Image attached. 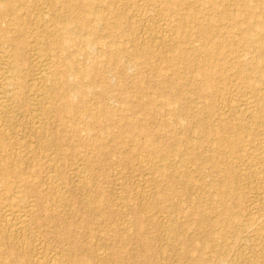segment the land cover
<instances>
[{
    "label": "rangeland",
    "instance_id": "obj_1",
    "mask_svg": "<svg viewBox=\"0 0 264 264\" xmlns=\"http://www.w3.org/2000/svg\"><path fill=\"white\" fill-rule=\"evenodd\" d=\"M18 1H20L22 6H26V4L29 6V9H23L24 12H19L21 15L25 14L24 17L26 16L25 18H27L28 21L24 19L27 23L22 25L26 27L28 24V26L23 29L24 31H21V35L19 33L17 34L16 31L13 32L14 28H12V26H9V28L12 36L14 35L16 38L17 36L18 38H22L25 41V45L27 44V57L22 64L23 66H21V77L24 79H22V84H24L23 89H25L27 96L23 97V102H20V104L11 103L9 111L6 112L8 115L5 113L0 114V129L2 127L4 131L7 130L5 134L8 141L10 142L11 140L12 142V144L5 145L0 139V170L6 168L4 164L7 162L12 163L9 158L13 157L16 153L20 154L19 156H21L22 162L17 166V169L19 172L20 169L23 171L25 170L24 172L21 170L20 176L25 177L30 182V187L28 188L32 194H24L25 192H22V195L18 194V198H15L13 196L15 194L14 192L12 194L11 191L2 192L5 191V186L0 185V252L4 254L6 258L5 261L0 262V264H39L38 258H43L44 263L47 264H56L57 261L55 260L58 259L64 260L67 264H71L76 257L80 258V254L82 253L81 259L84 264H119V262L121 264H183L184 261H189V263L192 261L191 253H188L186 256H181L184 249L188 247L185 245L188 240L192 241L191 243L195 244L194 246L203 248L201 255L204 261L200 264H215L216 260L214 258L220 253H222L225 258V264H264V168L263 164L261 162L259 163L260 158H264V84L258 83V79L260 78L259 75L252 73L249 74V76H252L251 79L254 80L253 83L255 84L254 88H249L247 81L240 78L243 77V75L239 77L236 73V69H242L245 66V68H250L252 64L257 62L260 56L256 46L248 47L241 39V33L245 27L254 29V27L251 26L252 24L246 22L241 28H231L233 25H231L232 23L230 21L220 20L216 17L214 23L219 37L220 35L224 36L223 38L227 35L232 38L234 37L233 39L236 44L235 49L237 50L235 54H230L226 51L222 57L215 58V46L209 47L207 54L201 50V46L205 43V40H203V38L201 39L202 31L200 28H197V30L194 29L193 31V37L196 39L193 37L185 39L183 35H178L177 30L180 28V24L176 22L175 17L167 18L165 16L166 7L162 1L124 0L123 3H120L115 0H107L103 2V6H111L112 10L117 8L114 11H116V13H123L126 18L123 19L124 23L120 29L110 33L105 26H108V21H112L113 15L107 13L108 16L106 20L97 27L95 35L101 42L110 43L109 47L111 50H116L118 48L125 50L126 57L124 56L125 61L122 62L124 66L121 62L109 63L107 61V56H102V54L97 53L96 51L100 50V48H97L99 45L95 46V49H97L96 51L92 50L90 54L82 57L81 65L85 69V72L89 74L83 79L81 77L75 78L74 82H78L79 80L88 82L94 79L95 82L98 83L94 88L96 92L92 89L91 93H86L88 95L87 97L86 94H83V96L82 94L72 96L69 105L72 107L78 106V102L84 99L86 102L85 106H87L86 109L90 111H78L77 109L74 111L70 109L72 112H65V120L76 119L74 121L78 124L74 130L70 128L68 124L66 125V123H64V125L60 124L56 116L51 114V117L49 116V124L44 126H48V137L56 140L57 144L48 146V148L44 149L42 148V142H45L44 139L47 138V135L41 134L40 127L45 121V106L41 105L40 91H38V89L41 85L42 74L54 68L53 60L51 62V58L49 60L48 55H52L51 52L53 53L55 49L46 47L48 49L46 50L44 48L46 45H43V49L39 51L33 45V39H41L40 42H44L42 39L46 37L43 33L44 27L41 28L42 24L38 23L37 19H35L34 12L37 11L32 8L38 10V13L43 10L41 13L48 14V10L46 11L45 9L47 7H43L38 0ZM218 1L222 2L220 4H223V7L228 11L237 12L240 10L239 8L237 9V6L232 0ZM225 1L227 3H225ZM253 1V4L257 2V0ZM263 1L264 0H259L256 4V8L260 7L264 3ZM30 4L32 6H30ZM206 6L208 5H202L204 15L199 14V18H202V20L206 19V16L214 14L211 7L208 6L206 8ZM25 11H28L27 13L29 14ZM222 11L225 10H218V15H220ZM184 12L190 15L195 14L194 11L187 10L181 13L183 14ZM263 12L264 10L257 8V13L261 17H259L260 20H262V16H264ZM239 18L241 21L247 20L246 15L241 12ZM185 31L186 28H183L182 33ZM32 32H34V34ZM25 33L27 35H24ZM133 35L136 41L132 40ZM156 39L158 41H156ZM174 42L181 43L183 52H189L190 55L189 53L187 54L188 56L177 54L181 52L176 53L175 50L172 49L173 44H175ZM138 45H140V47ZM73 49L76 50L75 47H71V50ZM139 50L143 51L144 54H138ZM149 51L158 54V57H153V60L150 62L149 59H146L145 55ZM0 53L1 58L4 60V62L2 59V61L0 60V71L5 72L9 67L8 65L11 64L9 63L11 58L8 57L10 53L1 50ZM4 55L7 56L4 57ZM6 57H8L6 60L8 61L10 58V61L7 62L5 60ZM219 58L225 62L223 68L229 66L227 67L228 72L224 75L227 86L223 84V80L219 81L221 78L220 76H217L218 78L215 77V86L217 89L220 87L219 89L223 91L222 97V91L218 93V90L215 89L212 95V93L206 89V82L202 74L200 75L197 71L199 69L198 67L203 68V71L216 68L215 62L220 60ZM243 58L246 59V62ZM233 62L240 63V67L238 68ZM108 64L111 68L108 67ZM118 64L122 66H118ZM235 66L236 68H234ZM105 68H107L106 71ZM111 70L117 73L114 75ZM38 72L41 74L39 73V75H37ZM94 72H96V74L98 73L97 76H95L96 74H94ZM100 72L102 74H100ZM121 72L125 73L123 74ZM110 73L113 74V76ZM106 74L113 77L114 80L108 76L110 81L112 80V83H110L113 84L114 82L113 85H116H111L112 92L108 97L105 96L106 94L100 92L103 87L102 84L104 79L107 76ZM133 74L137 75H134V77ZM139 77L141 78L140 82ZM162 77H164V80ZM176 77L180 78L178 83L179 86L173 83V89L169 86V84H171L169 81H173L172 79ZM131 79L135 81V84ZM117 80L119 81L117 82ZM100 81H102V83H100ZM136 81L140 86L137 89L135 87L137 84ZM158 81L161 84L163 83L162 87L160 83H157ZM151 83L152 86H154L153 89L155 88L154 90L151 89ZM164 83L166 85H164ZM123 84L125 86H123ZM133 84L134 87H131ZM156 84H158L159 87L156 86ZM128 86L130 88L126 89ZM164 86L165 88L167 86V88L165 89ZM224 86L226 87L225 89H223ZM149 88L151 90H149ZM172 91L174 92L173 98H177V101L172 105H168L166 104V93L172 94ZM258 91L259 93H257ZM89 94L91 95L89 96ZM139 95L141 96L139 97ZM134 97L136 98L134 99ZM103 99H105L107 106L112 111L114 110V115H107V112L101 104V100ZM141 100L145 102L144 104L142 101L145 106H147L149 102L154 101V108L149 110L145 109L148 107L144 106L140 108V106H142V104L140 105ZM146 101L149 102L147 103ZM203 101L204 103H202ZM231 101L235 102H233V104H235L236 111L229 107V104H232ZM47 107L48 105L46 108ZM198 107L201 108L199 109ZM12 112H14V114ZM126 118L142 126L145 133L139 137L137 132L133 134L132 132H125L122 129L111 130L112 124H120L122 121H125ZM201 118L207 120L202 122ZM222 118L224 120H222ZM9 119L10 121H8ZM254 119L258 122L255 123ZM162 120H171V122L167 124ZM157 121L161 122L157 123ZM221 121H226L233 126L231 133L225 134V137L236 144L235 152H237V154L235 156L231 155L227 160L223 156H229V150H219L220 144H223V142L225 143V141L210 139L209 136L203 133V126L205 127L206 124H212L218 127L221 126L219 125ZM88 126L92 127L91 131L87 130ZM84 131L87 134L84 133ZM172 132H176L179 137L171 138ZM146 137L150 139L147 146L141 145V147H137L131 142L133 138L137 140L139 138V141H145ZM201 137L204 141L201 143V147L198 150L195 145H198V141ZM151 144L155 145L157 151L156 149L153 151ZM165 147L172 150L178 148L180 151L191 149L188 155L185 156L192 161V163L188 165L189 168L188 166L183 167L182 157L180 158L179 156L178 159V156H170L166 153L164 151ZM197 151V154L202 153L206 155V157H210L211 160H203V162L193 161ZM214 159L223 160V164L220 165L219 171L213 167ZM179 160L181 161L179 162ZM142 161L144 162L142 163ZM146 161H153V163H147ZM176 161L178 162L176 163ZM163 162L165 166L161 165ZM169 162L173 165H182L181 171L176 174L178 178L173 176L170 170L165 174V178L163 175L164 173L162 174L163 176H161L158 168L168 167L171 165ZM145 164L147 166H145ZM10 166L15 165L10 164ZM153 166L157 170L154 169ZM198 166L205 170V174L207 173L206 176L196 171ZM186 167L188 169L187 172L193 175V180L195 179V181H193L195 185L192 184L190 188H186L185 184L182 183L184 181L183 177L182 181L181 178L179 180L181 176L179 174L185 173ZM229 167L233 169L234 174H229ZM29 172H33V175L29 174ZM169 173L172 176H169ZM15 175L16 174H13L12 178L16 177ZM149 176H151V178ZM153 177L155 179L151 180ZM173 178L175 179L173 180ZM230 178L234 180L233 184H231V188L238 190L240 194V203L234 197H226L224 199L225 201L221 202L219 199V191L221 188H219V191H216L209 187L212 182L218 183L220 187L225 181L231 180ZM217 180H219V182H217ZM84 182H87L88 186L84 185ZM159 182L163 185H160ZM156 185H158V187ZM34 186L38 187L37 191ZM161 188L168 191V196L161 197L159 195L158 191H161ZM172 188L175 189L174 192ZM42 190L44 191L42 192ZM178 191L180 192L178 193ZM213 191L214 193L212 194ZM181 192L182 197L179 196ZM185 193L188 194L185 195ZM59 194L61 195L59 196ZM23 195H25V198ZM200 197L202 198L200 199ZM216 200H218V202ZM38 201L40 202L38 203ZM216 202L219 205L216 204ZM222 203L230 208L232 213H240L241 223H235L239 222V220H236L231 224V217L227 218L225 223H223L224 229L217 227L216 229L212 228L213 237L220 236L225 238V242L229 245L226 251L220 250V252H218L210 247L207 249L204 248L207 239L203 234L205 230L208 233L212 231L210 224L219 219L216 212L221 209ZM203 204L205 206H203ZM27 205H31V211L27 210L28 207H24ZM91 205L92 208L90 209L89 207H91ZM146 208H153L154 213L146 211V215H154L156 217V224L145 218L142 227L139 228L135 224L136 213L140 210H146ZM211 208H216L217 210L213 212ZM201 211H204L202 215H204L203 218L207 221L205 229H202L203 226L199 224L202 218L199 213ZM6 212L12 214L10 218H13L15 222L22 221L20 219L25 218L24 221L27 226L23 233L15 234L16 231H11L7 222ZM17 212L19 213L16 214ZM36 212H38V214ZM249 214L255 216V219L258 221L257 226L253 228L243 226L245 223V216ZM22 215H24V217H22ZM32 215L37 223L32 221ZM43 226L47 227L44 228ZM172 226H174V230L171 233L170 227ZM7 233L11 234L8 235ZM183 239L187 240V242L184 243ZM64 245H66V251L65 248H62ZM35 246L36 248H34ZM74 247H76V251H74ZM81 247L83 249L85 247L86 249L83 250ZM70 250L72 251L70 252ZM65 252L68 253L67 257ZM76 253L77 255H75ZM54 257L57 258H55L52 263L51 261Z\"/></svg>",
    "mask_w": 264,
    "mask_h": 264
},
{
    "label": "bare ground",
    "instance_id": "obj_2",
    "mask_svg": "<svg viewBox=\"0 0 264 264\" xmlns=\"http://www.w3.org/2000/svg\"><path fill=\"white\" fill-rule=\"evenodd\" d=\"M107 0H38V2L44 7L46 6L47 8L46 11L48 10V14H45V13H41L39 12L38 13V10L32 8L33 10L37 11V12H34V16H35V19H37L38 23L42 24L41 28L44 27L43 29V33L45 35V39L43 38L42 40H44V42H40L39 39H33V45L36 49H38L39 51H41V49H43V45H46L44 48L46 50H48L47 48L49 49H55L53 50V53L51 52L52 55H48L49 57V60L51 58V62L53 60V65H54V68L51 70V71H47V72H44L41 76V85L40 84H37V85H40L39 86V89L38 91H40V100H41V105L42 106H45V109H44V115H45V121L43 122V124L41 125V134L42 135H47V138L44 139L45 142H42V148L46 149L48 148V146H54L57 144V141L56 140H53L51 138L48 137V126H44V125H48L49 124V121H50V115L51 114H54V116H56V118L58 119V121L60 122V124L64 125V123H66V125L68 124V126L70 128H72L73 130L76 129V119L74 120H69V119H66L65 120V112H72L70 111V109H73L74 111L77 109L78 111H86L88 109H86L87 106L86 105V102L84 101V99H81L78 103L79 105L78 106H75V107H72L71 105H69V102L71 100V97L72 96H76V95H79V94H88V93H91V90L94 89L96 87V85L98 84L97 82H95L94 79H92V81H88V82H83V81H78V82H74L75 78H85L88 76L89 73H86L85 72V69L82 67L81 65V60H82V57L87 55V54H90L92 50L96 51L97 49H95L97 45H99V47L97 48H100V50L96 51L97 53H100L102 54V56H107V61L110 63H120L122 64V62L125 61V50L124 49H121V48H118L116 50H111L110 49V43L108 42H101V40H99V38L96 37L95 35V31L97 29V27L100 25V24H103L104 20H106V17L108 16V14H112L113 17H112V21H108V26H105L107 27V31L108 32H112V31H115V30H118L121 28V26H123V19L126 18L125 15H123V13L121 12H118L116 13V11L112 10L111 9V6H103L102 3L105 2ZM109 1V0H108ZM115 1H118V2H122L124 0H115ZM160 2L162 1V3L164 4V6L166 7V13H165V16L167 18H170V17H175L176 18V22L180 24V28L177 30L178 32V35H183L185 39H190L191 37H193V31L194 29L197 30V28H200L201 31H202V35H201V39L203 38V40H205V43H203V45L201 46V50L207 54V51H208V48L211 47V46H215V58L216 57H222L226 51L227 53H230V54H235L236 50L235 49V42H234V37L232 38L231 36L227 35L225 38H223L224 36H221L219 37V34L216 30V25L214 23V21L216 20V17L219 18L220 20H224V21H230L233 25L231 28H238L241 26H243L244 23L246 22H249L250 24H252L251 26L254 27L253 28H244L242 30V33H241V39L244 41V43L246 44V46L248 47H251V46H256L260 56L257 60L256 63L252 64V66L250 68H239V64L238 62H233L234 65H236L239 69H236V73L239 75H243V77H240V78H243L245 81H247L248 85H249V88H254V84L253 81L251 79L252 76H249V74H252V73H256L259 75V81L258 83H262L264 84V16H261L263 17L262 20L259 19V14L257 13V8H261L262 10H264V3L260 6V7H257L256 8V4L257 2H259V0H257V2L255 4H253V0H232L234 2V4L237 6V9L239 8L240 10H238L237 12H231V11H228L227 9H225L223 7V4H220L222 2H219L218 0H159ZM256 1V0H255ZM27 2V1H26ZM35 2V1H34ZM33 2V3H34ZM264 2V1H263ZM225 3H227L225 1ZM113 4V3H112ZM208 5L211 7L212 11L214 12V14L210 15V16H206V19L202 20V18H199V14H203V8H202V5ZM34 5V4H33ZM30 6H32L30 4ZM39 6V5H38ZM41 6V7H42ZM206 6V8L208 7ZM231 6V5H230ZM24 8H27L29 9V6L28 4H26V6H22V4L20 3V1L18 0H0V50L1 51H6L8 53H10V55L8 57L11 58V61L8 59V61H10L8 66V71L5 70V72H2L0 71V114L2 113H5L7 111H9V108L11 107L10 104L11 103H18L20 104V102H23V97L27 96V94L25 93V89H23V85L22 84V79L23 77H21L22 73H21V66H23L22 64L24 63L26 57H27V53H26V47H27V44L25 45V41L22 39V38H16V36L14 37V35L12 36L11 35V32H10V28L9 26L12 28H14V31L13 32H17V34L19 33L21 35V31H24L23 29L26 28L24 27L23 25L25 23H27V18L24 17V15H21V13L19 12H24ZM114 8V7H113ZM132 8V7H131ZM139 8V6H138ZM158 8V6H157ZM220 9H223L225 11H222L220 15H218V10ZM159 10V9H158ZM184 10H187V11H194L195 14L193 15H190L186 12H184L183 14L181 12H183ZM208 10V9H207ZM30 11V10H29ZM45 11V12H46ZM141 11V9H140ZM143 11V10H142ZM205 11V10H204ZM26 13L28 11H25ZM135 12V11H134ZM240 12L241 13H244L246 15V18L247 20H243L241 21V19L239 18V15H240ZM146 13V12H145ZM264 13V12H263ZM29 14V13H27ZM26 14V15H27ZM136 14V13H135ZM156 16V15H155ZM28 17V16H27ZM142 17V16H141ZM155 18V17H153ZM261 18V17H260ZM27 22H25V20ZM146 21V20H145ZM219 22V21H218ZM172 23V22H171ZM23 24V25H22ZM173 24V23H172ZM125 25V24H124ZM146 25V24H145ZM165 25V24H163ZM23 26V27H22ZM174 26V24H173ZM104 27V28H105ZM223 27V26H222ZM140 28V27H139ZM183 28H186V31L184 33H182V29ZM224 28V27H223ZM226 28V27H225ZM39 29V28H37ZM163 29H164V26H163ZM103 30V29H102ZM170 30V29H169ZM195 30V31H196ZM229 30V29H228ZM27 31H28V28H27ZM26 31V32H27ZM38 31V30H37ZM40 31V30H39ZM230 31V30H229ZM234 31V30H232ZM118 32V31H117ZM160 32V31H159ZM166 32V31H165ZM171 32V31H170ZM197 32V31H196ZM34 34V32H32ZM32 33H30L31 35H33ZM123 33V32H122ZM174 33V32H173ZM14 34V33H13ZM16 34V35H17ZM132 34V33H131ZM158 34V33H157ZM24 35H27L26 33ZM23 35V36H24ZM130 35V33H129ZM172 35V34H171ZM177 35V36H178ZM176 36V37H177ZM26 37V36H25ZM169 37V36H168ZM197 37V36H196ZM27 38V37H26ZM40 38V36H39ZM195 38V37H193ZM223 38V39H222ZM112 39V38H111ZM196 39V38H195ZM195 39H192V40H195ZM222 39V40H221ZM46 40V41H45ZM132 40L133 41H136L134 35L132 36ZM153 40V39H152ZM168 40V39H167ZM176 40V39H175ZM27 41V40H26ZM156 41H158L156 39ZM190 41V40H189ZM31 42V41H30ZM47 42V43H46ZM163 42V41H162ZM164 43V42H163ZM175 43V42H174ZM143 44V43H142ZM151 44V43H150ZM29 46V45H28ZM31 46V44H30ZM115 46V45H114ZM140 47V45H138ZM169 46V45H168ZM42 47V48H41ZM47 47V48H46ZM71 47H75V49L71 50ZM152 47V46H151ZM167 48V47H166ZM169 48V47H168ZM44 49V50H45ZM171 49V48H170ZM172 49L175 50V52H181V53H177V54H183L184 56H188L187 54L189 52H183L182 48H181V43H175L173 44V47ZM197 49V48H196ZM32 50V49H31ZM37 50V51H38ZM195 50V49H194ZM36 51V50H34ZM38 51V52H39ZM191 51V50H190ZM199 51V50H198ZM31 52V51H30ZM160 52V51H159ZM1 54V53H0ZM31 54V53H30ZM138 54H144L143 51H138ZM8 55V54H7ZM7 55H4L7 56ZM47 55V54H45ZM146 55V59H149V62L151 60H153V57H158L157 53H151V51H149ZM190 55V53H189ZM202 55V54H201ZM214 55V54H213ZM229 55V54H228ZM240 55V54H239ZM40 56V55H39ZM125 56V57H124ZM6 57L5 60L8 58ZM29 57V55H28ZM37 57V56H35ZM41 57V56H40ZM97 57V56H96ZM231 57V56H230ZM229 57V58H230ZM235 57V56H234ZM94 58V57H93ZM101 58V57H100ZM1 55H0V60H1ZM36 59V58H35ZM38 59V58H37ZM95 59V58H94ZM178 59V57H177ZM220 59V58H219ZM244 59V58H243ZM3 60V59H2ZM1 60V61H2ZM32 60V59H31ZM39 60V59H38ZM41 60V59H40ZM171 60V59H170ZM228 60V59H227ZM230 60V59H229ZM245 62H246V59H244ZM0 61V62H1ZM7 61V60H6ZM7 61V62H8ZM42 61V60H41ZM216 61V60H215ZM4 62V60H3ZM5 62V63H7ZM34 62V61H33ZM86 62V61H84ZM83 62V63H84ZM177 62V60H176ZM179 62V61H178ZM181 62V61H180ZM241 62V60H240ZM244 62V63H245ZM44 63V62H43ZM50 63V62H49ZM82 63V64H83ZM89 63V62H88ZM3 64V63H2ZM35 64V63H34ZM46 64V63H45ZM60 64H61V67H60ZM124 64V63H123ZM122 64V65H123ZM128 64V62H127ZM131 64V63H130ZM216 64V68L214 69H210V70H206V71H203V68H200L198 67L199 69L197 70L198 73L202 76H203V79L205 80L206 82V89L208 91H210L213 95L214 93V90H218L217 92L219 93L220 91H222L221 89H217V87L215 86V77L217 76H220L221 78L219 79V81H222L223 84L225 86H227V81H225V74L228 72V68L229 66H227L226 68H223V66L225 65V62H223V60H217L215 62ZM43 65V64H41ZM87 65V64H85ZM122 65H119L118 66H122ZM181 65V64H180ZM251 65V64H250ZM2 66H5V65H2ZM89 66V64H88ZM96 66V65H95ZM124 66V65H123ZM127 66V65H125ZM130 66V65H129ZM177 66V65H176ZM203 66V65H202ZM201 66V67H202ZM221 66V67H220ZM236 66L234 68H236ZM39 67V66H38ZM44 67V66H43ZM52 67V65H51ZM87 67V66H85ZM97 67V66H96ZM108 67H110V65L108 64ZM134 67V66H133ZM181 67V66H179ZM46 68V67H45ZM50 68V67H49ZM103 68V67H102ZM111 68V67H110ZM122 68V67H121ZM124 68V67H123ZM137 68V67H136ZM182 68V67H181ZM233 68V67H232ZM36 69V68H35ZM44 69V68H43ZM107 68H105V71H106ZM128 69V68H127ZM135 69V68H133ZM2 70V69H1ZM101 70V69H100ZM113 70V69H112ZM111 70V71H112ZM181 70V69H180ZM23 71V70H22ZM25 71V70H24ZM110 71V70H109ZM122 71V69H121ZM124 71V70H123ZM182 71V70H181ZM179 71V72H181ZM249 71V72H247ZM98 72V71H97ZM113 72V71H112ZM119 72V71H118ZM247 72V73H246ZM40 72L37 73V75H39ZM106 73V72H104ZM114 73V72H113ZM117 72L114 73V75L116 74ZM121 73H125V72H121ZM163 73V72H162ZM182 73V72H181ZM234 73V72H233ZM235 73V74H236ZM35 74V73H34ZM41 74V73H40ZM94 74H96V72H94ZM98 74V73H97ZM97 74L95 76H97ZM100 74H102L100 72ZM111 74V73H110ZM105 75V74H104ZM107 76L105 77L104 79V82L102 84V90L100 91L101 93H104L106 94L105 96H110L111 95V92H112V86L114 84H111L112 83V80L113 79V74H111L112 76L110 77L109 74H106ZM127 75V74H126ZM125 75V76H126ZM134 75H137V74H133ZM40 76H37V77H40ZM108 76L110 78H112V80L110 81V78H108ZM139 76V75H138ZM36 77V78H37ZM118 77V76H117ZM135 77V76H134ZM163 80H164V77H162ZM218 78V77H217ZM27 79V78H26ZM38 79V78H37ZM100 79H103V78H100ZM140 77H139V82H140ZM143 79V78H142ZM166 79V78H165ZM175 79V80H174ZM179 79L178 77L176 78H173L172 80L173 81H169L171 82V84H169V86H171L173 88V83H175L177 86H179ZM24 80V79H23ZM40 80V79H39ZM127 80V78H126ZM124 80V81H126ZM133 80V79H131ZM136 80V79H135ZM161 80V78H160ZM35 81V80H34ZM98 81V79H97ZM119 80H117L118 82ZM134 81V80H133ZM143 81V80H141ZM162 81V80H161ZM167 81V80H166ZM175 81V82H174ZM243 81V82H245ZM111 82V83H110ZM123 82V81H122ZM145 82V81H143ZM149 82V81H148ZM147 82V83H148ZM100 83H102V81H100ZM127 83V82H126ZM136 89L139 86V83L136 81ZM150 83V82H149ZM152 83L154 84V82L152 81ZM152 83L150 84V86H152ZM157 83H160L159 81ZM246 83V82H245ZM125 84V83H124ZM123 84V86H125ZM134 84H135V81H134ZM134 84L133 86L131 87H134ZM161 84V83H160ZM159 84V85H160ZM163 84V83H162ZM162 84H161V87H162ZM174 84V85H175ZM149 85V84H148ZM164 85H166L164 83ZM113 86H116V85H113ZM127 86V85H126ZM156 86H158V84H156ZM223 87V89H225L226 87ZM27 87V86H26ZM154 86L151 87V89H153ZM159 87V86H158ZM127 88H130L129 86L126 87ZM165 88V86H164ZM163 88V89H164ZM167 88V86H166ZM165 88V89H166ZM169 88V87H168ZM222 88V87H221ZM100 89V88H99ZM149 88V90H151ZM155 89V88H154ZM153 89V90H154ZM157 89V87H156ZM161 89V88H160ZM159 89V90H160ZM174 89V88H173ZM177 89V88H176ZM175 89V90H176ZM198 89V88H197ZM245 89V88H244ZM115 90V89H114ZM113 90V91H114ZM178 90V89H177ZM176 90V91H177ZM202 90V89H200ZM254 90V89H253ZM27 91V89H26ZM37 91V92H38ZM103 91V92H102ZM205 91V90H204ZM250 91V90H249ZM94 92H96V90L94 89ZM99 92V91H98ZM99 92V93H100ZM199 92V91H198ZM262 92V91H261ZM28 93V92H27ZM39 93V92H38ZM98 93V94H99ZM173 91H172V94L170 93H166V104L168 105H172L174 104L175 101H177V98H173L174 95H173ZM176 93V92H175ZM250 93V92H249ZM254 93V92H253ZM259 93V91L257 92ZM86 94V97L88 96ZM95 94V93H94ZM138 94V93H137ZM201 94V93H200ZM204 94V93H203ZM91 94H89L90 96ZM253 95V94H252ZM141 95H139L140 97ZM176 96V95H175ZM223 96V91L221 92V97ZM254 96V95H253ZM256 96V95H255ZM94 97V96H92ZM138 97V96H137ZM143 97V96H142ZM83 98V97H81ZM136 97H134L135 99ZM200 98V97H198ZM102 99V98H101ZM116 99V98H115ZM120 99V98H119ZM174 99V100H173ZM192 99V98H191ZM213 99V98H212ZM150 100V99H149ZM181 100V99H180ZM194 100V98H193ZM96 101V100H95ZM127 101V100H126ZM143 100L140 101V105L142 104V106H140V108H142L143 106L144 107H148V108H145V109H153V105L155 104L154 101L153 102H149V101H146L148 103L147 106H145V102L143 104L142 102ZM59 102V103H58ZM97 102V101H96ZM193 102V101H192ZM201 102V101H200ZM232 102V101H231ZM234 102V101H233ZM229 104V107L231 109H235L236 111V108H235V104ZM30 103V102H29ZM204 103V101L202 102ZM235 103V102H234ZM101 104L103 105L104 107V110L107 112V115H114V110L112 111L106 104V101L105 99L101 100ZM30 105V104H29ZM32 105V104H31ZM48 105V107L46 108V106ZM97 105V103H96ZM110 105V104H109ZM211 105V104H210ZM238 105V104H237ZM98 106V105H97ZM117 106V105H116ZM22 107V106H21ZM31 107V106H30ZM202 107V105H201ZM201 107H198L199 109ZM16 108V107H15ZM44 108V107H42ZM112 108V107H111ZM119 108V107H117ZM125 108V107H124ZM132 108V107H131ZM139 108V109H140ZM207 108V107H206ZM17 109V108H16ZM19 109V108H18ZM143 109V110H145ZM205 109V108H203ZM14 110V109H13ZM118 110V109H117ZM115 110V111H117ZM228 110V109H227ZM238 110V109H237ZM27 111V110H26ZM76 111V112H78ZM90 111V110H88ZM102 111V110H101ZM133 111V109H132ZM14 114V112H12ZM11 113V114H12ZM20 113V112H19ZM82 113V112H81ZM86 113V112H85ZM88 113V112H87ZM121 113V112H120ZM158 113V112H157ZM76 114V113H75ZM74 114V115H75ZM116 114V113H115ZM259 114V113H258ZM8 115V114H6ZM73 115V116H74ZM81 115V114H80ZM90 115V114H89ZM118 115V114H117ZM158 115V114H157ZM156 115V116H157ZM257 115V114H256ZM3 116V115H2ZM14 116V115H13ZM50 116V117H49ZM76 116V115H75ZM7 117V116H6ZM43 117V115H42ZM78 117H79V113H78ZM81 117V116H80ZM94 117V116H93ZM106 117V116H105ZM108 117V116H107ZM9 118V116H8ZM12 118V117H11ZM74 118V117H72ZM257 118V117H256ZM5 119V118H4ZM103 119V118H102ZM108 119V118H107ZM143 119V118H142ZM145 119V118H144ZM202 119V118H201ZM1 120V119H0ZM88 120V119H87ZM90 120V119H89ZM106 120V119H105ZM207 119H202V122L206 121ZM222 120H224L222 118ZM255 120V123H257L258 121ZM258 120V119H257ZM10 121V119L8 120ZM142 121V120H141ZM163 122H166L168 124V122H171V120H162ZM217 121V120H216ZM1 122V121H0ZM89 122V121H87ZM154 122V121H153ZM161 122V121H160ZM157 121V123H160ZM162 122V124H163ZM4 123H5V120H4ZM55 123V122H54ZM92 123V121H91ZM2 125V124H1ZM204 125V124H202ZM201 125V126H202ZM221 126H213L212 124H206L205 127L203 126V133L206 135V136H209L210 139H217V140H223L225 141V143L223 142V144H220V147H219V150H229L228 152H230V155L225 157L223 156L226 160L227 158L231 157V155H236L237 152H235V148H236V144L235 142H231L230 140H228V138L225 137V134H230L231 133V130L233 129V126H231L230 124H228L226 121H221V123L219 124ZM2 126H5L4 124ZM221 127V128H220ZM91 128L90 126H88L87 130L88 131H91ZM6 129V128H4ZM54 129V128H53ZM56 129V128H55ZM69 129V128H68ZM96 129V128H95ZM115 129H122L123 131L125 132H132L133 134H136V132L139 134V137L140 135H143L145 132L143 130V127L140 126L138 123H136L135 121H132L130 120L129 118H126L125 121H122L120 124L116 123V124H112L111 126V130H115ZM162 130V129H161ZM7 131V130H5ZM5 131L3 130V128L1 127L0 129V139H1V142H3L5 145L7 144H12L11 140L10 142L8 141V138L5 134ZM63 131V129H62ZM39 132V131H38ZM50 132V131H49ZM56 132V131H55ZM84 133H86L84 131ZM89 133V132H88ZM159 133V131H158ZM162 133V132H161ZM38 134V133H37ZM87 134V133H86ZM39 135V134H38ZM60 135V134H59ZM167 135V134H166ZM172 137H179L177 136L176 132H172L171 133ZM10 136V135H9ZM40 136V135H39ZM108 136V135H107ZM114 136V135H113ZM138 136V135H137ZM151 136V135H150ZM164 136V135H163ZM169 136V135H168ZM224 136V137H223ZM43 137V136H41ZM59 137V136H58ZM92 137V136H91ZM148 137V136H147ZM145 139V141L141 140L139 141L140 139L138 138V140L136 138H133L131 140L132 144H135L137 147H141V145L143 146H147V144L150 142V139L147 138ZM37 138V136H36ZM45 138V137H44ZM85 138V137H84ZM161 138V137H160ZM166 138V137H165ZM11 139V138H10ZM90 139V137H89ZM88 139V140H89ZM104 139V138H103ZM156 139V138H155ZM149 140V141H148ZM164 140V139H163ZM175 140V139H173ZM177 140V138H176ZM185 141V140H184ZM203 139L201 137V139L198 141V145H195L197 147V149L199 150L200 147H201V143H203ZM165 142V140H164ZM163 142V143H164ZM167 142V141H166ZM187 142V141H186ZM222 142V141H221ZM15 143V142H14ZM60 143V142H59ZM169 144V143H168ZM87 145V144H86ZM152 145V149L153 151H155V145L154 144H151ZM18 147V146H17ZM13 148V147H12ZM193 148V147H192ZM195 148V147H194ZM11 149V148H10ZM41 149V148H40ZM191 149H184L183 151H180L178 148H175L174 150L170 149V148H164V151L166 153H168L170 156H175L177 157L178 156V159H179V156L180 158L182 157L183 158V161H182V164H183V167L184 166H188L190 163H192V161H190L189 158L185 157L188 155L189 151ZM157 151V149H156ZM152 152V151H150ZM10 153V152H9ZM8 153V154H9ZM198 151L194 154L195 157H194V160L193 161H202L205 160H211L210 157H206V155H203L202 153H199L197 154ZM1 154V153H0ZM164 154V153H163ZM20 154H14L13 157L9 158L10 161L12 163H6L4 165V167H6L5 169L3 168L2 170H0V185L2 186H5V191H2V192H10L11 191V194L14 192L15 194L13 195L15 198H18V194H21L22 192L24 194L26 193H31L30 189L28 187L30 182L25 178V177H21L20 176V172L22 169H20V172L18 171L17 169V166L22 162V158L21 156H19ZM169 155H168V158H169ZM222 155V154H221ZM57 159V158H56ZM165 159V158H164ZM193 159V158H192ZM191 159V160H192ZM28 160V159H27ZM175 160V159H174ZM225 160V161H226ZM91 161V160H90ZM163 161V160H162ZM166 161V159H165ZM168 161V159H167ZM170 161V160H169ZM181 160H179L180 162ZM144 161H142L143 163ZM147 163H150L148 161H146ZM174 162V161H173ZM178 161H176L177 163ZM214 164H213V167L214 169H217L219 171V167L221 164H223V160L222 159H218V160H213ZM262 163L263 164V168H264V158H260V161L259 163ZM153 163V161L151 162V164ZM170 163V162H169ZM175 163V164H176ZM205 163V162H204ZM10 164L12 165H15V166H10ZM27 164V162H26ZM171 164V163H170ZM180 164V163H179ZM144 165V164H143ZM160 165V164H158ZM161 165H164V162L163 164ZM160 165V166H161ZM145 166H147L145 164ZM154 166H155V163H154ZM153 166L154 169H156L155 167ZM262 166V165H261ZM56 167V166H55ZM181 166L179 165H169L168 167H159V172L161 173V176L164 175V178H165V174L168 173V170L171 171V174L173 176H176L177 173H179L181 171ZM44 168V167H43ZM189 168V166H188ZM45 169V168H44ZM58 170V169H57ZM152 171H154L153 169H150ZM149 170V171H150ZM157 170V169H156ZM185 173L183 174H179L181 175L179 177V180L181 178V181H182V177L184 179V181L182 183L185 184V187L186 188H190V186L192 187V184H193V181H195V179L193 180V175L190 174V172H187V167L185 168ZM23 171V170H22ZM25 171V170H24ZM23 171V172H24ZM37 171V170H36ZM148 171V172H149ZM194 171V170H193ZM198 171L199 173H203L202 175L203 176H206L205 174V170H203V168H200V166H198V169L196 170ZM222 171V170H221ZM22 172V173H23ZM147 172V173H148ZM264 172V171H263ZM16 174L14 178H12L13 174ZM151 173V172H149ZM164 173V174H163ZM233 173V169L231 167H229V174H232ZM29 174L33 175V172ZM37 174V173H36ZM163 174V175H162ZM169 173V176L171 175ZM234 174V173H233ZM57 175V174H56ZM171 175V176H172ZM36 176V175H35ZM34 177V176H33ZM39 177V176H38ZM89 177V176H88ZM87 177V178H88ZM151 178V176H149ZM168 177V176H167ZM166 177V178H167ZM263 177H264V174H263ZM58 178V177H57ZM176 178H178V175L176 176ZM38 179V178H37ZM155 178L153 177V179L151 180H154ZM175 178H173L174 180ZM231 179V178H230ZM53 180V179H52ZM86 180V179H85ZM214 180V179H213ZM223 180V179H222ZM41 181V180H40ZM39 181V182H40ZM142 181V180H141ZM233 179L229 180V181H225L223 183L222 186L219 187V184L216 183V182H212L210 183L209 187L212 188L213 190L215 189L216 191H219V188H221V190L219 191V199L222 201H225L224 199L226 197H234L235 199L238 200V202L240 203L241 200L239 199L240 198V194L238 193V190L234 189V188H231V184H233ZM177 182V181H176ZM180 182V181H178ZM217 182H219V180H217ZM57 183V182H56ZM62 183V182H61ZM150 183V182H149ZM154 183V182H153ZM160 185L162 184L161 182H159ZM42 184V183H41ZM84 185L88 186V183L87 182H84L83 183ZM90 184V183H89ZM158 184V183H156ZM36 185V183H35ZM57 185V184H56ZM55 185V186H56ZM60 185V184H59ZM141 185V184H140ZM150 185V184H149ZM159 185V184H158ZM158 185H156L158 187ZM163 185V184H162ZM195 185V183L193 184ZM84 186V187H86ZM175 186V185H174ZM35 187V186H34ZM163 187V186H162ZM208 187V188H209ZM36 188V191H37V188L38 187H35ZM34 188V189H35ZM184 188V187H183ZM210 188H209V191H210ZM41 189V188H40ZM83 189V188H82ZM90 189V188H89ZM143 189V188H142ZM180 189V188H179ZM26 190V191H25ZM91 190V189H90ZM44 190H42L43 192ZM84 191V190H83ZM160 191V190H159ZM159 195L161 197H165V196H168V191H165L164 189L161 188V191L159 192ZM172 191L174 192L175 189L172 188ZM215 191V193H216ZM90 192V191H89ZM144 192V191H143ZM177 192V191H176ZM180 191H178L179 193ZM53 193V192H52ZM214 193V191L212 192V194ZM32 194V193H31ZM30 194V195H31ZM39 194V193H38ZM188 194V193H185V195ZM22 195V194H21ZM20 195V196H21ZM35 195V194H34ZM37 195V194H36ZM61 194H59L60 196ZM143 195V194H142ZM170 195V194H169ZM215 195V194H214ZM24 198H25V195H23ZM27 196V195H26ZM32 196V195H31ZM30 196V197H31ZM182 197V192L181 194L179 195ZM218 196V195H217ZM28 197V196H27ZM26 197V198H27ZM41 197V196H40ZM203 197V196H202ZM200 197V199L202 198ZM7 198V197H6ZM21 198V197H20ZM43 198V197H42ZM5 199V198H4ZM23 199V198H22ZM21 199V201H22ZM34 199V198H33ZM41 199V198H39ZM63 199V198H62ZM61 199V200H62ZM120 199V198H119ZM230 199V198H229ZM18 200V199H17ZM26 200V199H25ZM24 200V201H25ZM38 200V199H37ZM44 200V198H43ZM66 200V199H65ZM69 200V199H68ZM67 200V201H68ZM4 201V200H3ZM19 201V200H18ZM23 201V202H24ZM31 201V200H30ZM36 201V200H35ZM206 201V200H204ZM218 202V200H216ZM22 202V203H23ZM27 202V201H26ZM40 201H38L39 203ZM86 202V201H85ZM214 202V201H213ZM216 202V204H218ZM220 202V203H221ZM25 203V202H24ZM200 203V202H199ZM42 204V202H41ZM91 204V203H90ZM26 205V204H25ZM148 205V204H146ZM207 205V204H206ZM219 205V204H218ZM34 206V205H33ZM67 206V205H66ZM70 206V205H69ZM203 206H205L203 204ZM20 207V206H19ZM24 207H28V211H31L32 207L31 205H27V206H24ZM88 207V206H87ZM8 208V206H7ZM35 208V207H34ZM90 209L92 208V205L91 207H89ZM101 208V207H100ZM218 208V207H217ZM6 209V208H4ZM21 209V208H19ZM38 209V208H37ZM124 209V208H123ZM202 209V208H201ZM242 209V208H241ZM61 210V209H60ZM205 210V209H204ZM215 210H217L216 208H211V211L215 212ZM6 211V210H5ZM19 211V210H18ZM37 211V210H35ZM121 211V210H120ZM123 211V210H122ZM146 211L148 212H152L154 213L153 211V208H146V210H140L139 212L136 213V219H135V224L136 226H138L139 228L142 227L143 225V221L145 220V218L147 220H150L152 222H154L156 224V217L154 215L152 216H147L146 215ZM192 211V210H191ZM16 212V211H15ZM22 212V211H21ZM25 212V211H24ZM42 212V211H41ZM88 212V211H87ZM124 212V211H123ZM197 212H198V209H197ZM7 213V212H6ZM19 212H17L16 214H18ZM33 213V212H32ZM38 214V212H36ZM63 213V212H62ZM108 213V212H107ZM200 215L202 216V218L200 219V222L199 224H201L203 226L202 229H205L206 225H207V221L206 219H204V211H201L199 212ZM212 213V212H211ZM14 214V213H13ZM15 214V215H16ZM51 214V213H50ZM216 214H218V220L213 222L212 224H210V227H211V230L212 228L216 229L217 228H223V223H225L226 219L227 218H231V224H233L236 220H239V222H235V223H241V218L239 216L240 213L238 214H235V213H232L230 208H228L225 204L222 203V207L221 209H219V211L216 212ZM7 215V222L9 224V227L11 228V231H16L15 234H20V233H23L26 229V226L27 224L25 223L24 219H20L22 221H19V222H15L13 220V218L11 219L10 218V215L12 216V214H6ZM41 215V213H40ZM44 215V214H43ZM42 215V216H43ZM47 215V214H46ZM9 216V217H8ZM14 216V215H13ZM48 216V215H47ZM124 216V215H122ZM121 216V217H122ZM22 217H24V215H22ZM21 217V218H22ZM51 217V216H50ZM120 217V218H121ZM14 218L16 219V217L14 216ZM19 218V217H18ZM49 218V217H48ZM256 217L253 216L252 214H249V215H246L245 216V223L243 224L244 227H250V228H253L254 226H257V219H255ZM27 219V218H26ZM43 219V218H42ZM47 219V218H46ZM51 220V219H50ZM11 221V222H10ZM32 221H34L35 223H37L36 219L33 218V215H32ZM40 221V220H39ZM119 221V220H118ZM52 222V221H51ZM55 222V221H54ZM102 222V221H101ZM28 223V222H27ZM4 224V223H3ZM29 224V223H28ZM40 224V223H39ZM44 224V223H43ZM52 224V223H51ZM63 224V222H62ZM106 224V223H104ZM2 226V225H1ZM44 228L47 227V226H43ZM108 227V226H107ZM65 228V227H64ZM137 228V227H136ZM260 228V227H259ZM37 229V228H35ZM75 229V228H74ZM82 229V228H81ZM224 229V228H223ZM231 229V228H230ZM66 230V229H65ZM73 230V229H72ZM123 230V229H122ZM174 230V226L170 227V232L172 233V231ZM12 231V232H13ZM53 231V230H52ZM127 231V230H126ZM137 231V230H136ZM222 231V230H221ZM251 231V230H250ZM253 231V230H252ZM40 232V231H39ZM77 232V231H76ZM206 232V230H205ZM203 235L206 236V241H205V247L204 248H212L214 251H218L220 252V250H224L226 251L227 248H229V245L225 242V238H222L220 236H215L213 237V230L210 231L209 233L206 232ZM237 232V231H236ZM53 233V232H52ZM62 233V232H61ZM120 233V232H119ZM127 233V232H126ZM238 233V232H237ZM8 234V233H7ZM11 234V233H9ZM8 234V235H9ZM26 234V233H25ZM54 234V233H53ZM60 234V233H59ZM78 234V233H77ZM76 234V236H77ZM239 234V233H238ZM1 235V234H0ZM58 235V234H57ZM119 235V234H118ZM174 235V234H173ZM201 235V234H200ZM60 236V235H59ZM71 236V235H70ZM128 236V235H127ZM221 236H224V235H221ZM26 237V236H25ZM35 237V236H34ZM38 237V236H37ZM56 237V236H55ZM238 237V236H237ZM240 237V236H239ZM17 238V237H16ZM14 239V238H12ZM28 239V238H27ZM68 239V238H67ZM20 240V238H19ZM184 240V239H183ZM263 240V239H262ZM187 240H184V243H186ZM192 241L188 240V244L186 243L185 245L188 246L186 249H184V251L182 252L181 256H186L188 253H191L192 254V261L189 263L188 262H185L183 264H200L201 262L204 261V259L202 258V251H203V248H198L197 246H194L195 244L191 243ZM33 243V242H32ZM36 243V242H35ZM15 244V243H14ZM23 244V243H22ZM21 244V245H22ZM34 244V243H33ZM72 244V243H71ZM78 244V243H77ZM80 244V243H79ZM25 245V244H24ZM36 245V244H35ZM41 245V244H40ZM70 245V244H68ZM26 246V245H25ZM66 245H64L62 248H65ZM73 246V245H72ZM76 246V245H75ZM81 246V244H80ZM22 247V246H21ZM77 247V246H76ZM76 247L74 251H76ZM86 247V246H85ZM84 247V249H86ZM36 248V246L34 247ZM33 248V249H34ZM38 248V247H37ZM41 248V246H40ZM71 248V246H70ZM68 248V249H70ZM82 248V247H81ZM2 249V248H1ZM8 249V248H7ZM6 249V250H7ZM39 249V248H38ZM61 249V248H60ZM80 249V248H79ZM83 249V248H82ZM81 249V250H82ZM83 249V250H84ZM114 249V248H113ZM22 250V249H21ZM64 250V249H63ZM73 250V248H72ZM70 250V252L72 251ZM65 251H66V248H65ZM78 251V250H77ZM116 251V250H114ZM68 252V251H67ZM82 252V251H81ZM84 252V251H83ZM69 253V252H68ZM66 254V257L68 256ZM98 253V252H97ZM112 253V252H111ZM114 253V252H113ZM117 253V252H115ZM121 253V251H120ZM71 254V253H70ZM85 254V253H84ZM10 255V254H9ZM77 255V253L75 254ZM81 255L80 254V258L79 257H76L73 262L71 264H84L82 259H81ZM99 255V253H98ZM115 255V254H114ZM196 255V256H195ZM48 256V255H47ZM70 256V255H69ZM91 256V255H90ZM109 256V255H108ZM107 256V257H108ZM50 257V256H49ZM98 257V256H96ZM104 257V256H103ZM102 257V258H103ZM122 257V256H120ZM35 258V257H33ZM55 258L57 257H54L52 259V263L54 262L53 260H55ZM83 258V257H82ZM99 258V257H98ZM5 255L2 254L0 252V262L2 261H5ZM46 259V258H45ZM86 259V258H85ZM90 259V258H89ZM105 259V258H103ZM119 259V257H118ZM216 260L215 264H225V258L223 256L222 253L218 254V256H216V258H214ZM40 260V261H39ZM43 260V261H42ZM66 260V259H65ZM69 260V259H67ZM121 260V259H120ZM252 260V259H251ZM48 261H49V258H48ZM57 261L56 264H64L67 262H65L64 260H55ZM64 261V262H63ZM72 261V259H71ZM114 261V260H113ZM116 261V260H115ZM119 261V260H118ZM117 261V262H118ZM38 262L39 264H47V263H44V259L43 258H38ZM123 262V261H122ZM255 262V261H254ZM6 264V263H5ZM28 264V263H27ZM87 264V263H86ZM119 264H121L119 262Z\"/></svg>",
    "mask_w": 264,
    "mask_h": 264
}]
</instances>
